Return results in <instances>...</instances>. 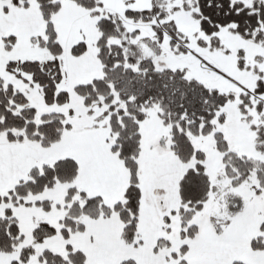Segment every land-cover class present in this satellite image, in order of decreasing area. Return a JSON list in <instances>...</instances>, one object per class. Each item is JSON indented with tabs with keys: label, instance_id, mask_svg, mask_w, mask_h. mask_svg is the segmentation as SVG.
<instances>
[{
	"label": "snow or ice",
	"instance_id": "6c2138e0",
	"mask_svg": "<svg viewBox=\"0 0 264 264\" xmlns=\"http://www.w3.org/2000/svg\"><path fill=\"white\" fill-rule=\"evenodd\" d=\"M0 264H264V0H0Z\"/></svg>",
	"mask_w": 264,
	"mask_h": 264
}]
</instances>
